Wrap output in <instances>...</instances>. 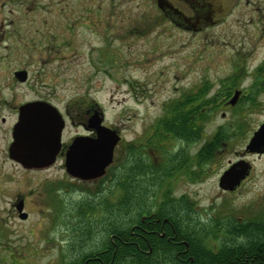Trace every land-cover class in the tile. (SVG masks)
<instances>
[{
    "label": "flooded vegetation",
    "instance_id": "1",
    "mask_svg": "<svg viewBox=\"0 0 264 264\" xmlns=\"http://www.w3.org/2000/svg\"><path fill=\"white\" fill-rule=\"evenodd\" d=\"M149 1L155 7V15L130 12L121 25H113L112 11L96 17V11L92 9L85 8L82 14L75 9L72 12H76L77 16L67 19L62 8L57 9V27L62 31L59 34L63 38L61 46L54 47V53L59 55L64 48L75 47L73 44L78 38H72L70 33L76 32L80 26L89 27L92 33L102 37V49L107 50L116 39H125V35L142 39L160 26L169 31L200 35L206 43L214 44L219 31H231L233 26H240L246 32H252L248 38L255 39L250 57H227L217 63L221 66L220 72H204L198 83L179 89L176 96H171L163 104V114L132 138H127L122 129L106 120L104 107L97 100L76 98L63 105L58 104L54 99L58 96V89L51 82L48 83L53 85L51 90L19 102H16L14 89H0V264H11L12 255H25V251L31 255H47L54 233L65 239L64 245L57 244L55 240L57 264H111L109 170L116 162L117 147L120 145V166L125 183L129 181L132 152L136 153L135 205L139 216L131 226V237L125 238V246L130 248L125 251L126 255L136 256L137 260L139 257L142 260L143 256L156 255L154 248L157 242L163 240L168 243V249L161 248L160 253L165 254L166 251L169 257L159 264H194L190 246H197V241H200L197 250L219 253L225 242L240 236L231 234L229 230L236 232L240 228L239 223L248 224L249 219H222L210 214L204 217L199 201L189 191L178 192L176 188H190L191 183L207 179L220 163L219 153L223 155L227 149H231L235 158H229L220 169L216 175V185L219 196L235 195L254 169L253 161L246 156L257 155L264 161V153L247 149L250 139L242 151L243 155L234 150L240 125L238 114L264 108V50L262 55L253 56L264 39V0ZM106 54L111 57L109 51ZM18 70H25L27 79H18L15 75ZM60 71H47L44 78L58 79L57 76L62 75ZM51 74L53 76H49ZM14 79L30 85L29 73L24 68L14 71ZM34 100L54 105L61 114L64 127L54 162L42 167H25L11 156L10 149L13 131L19 120V108ZM95 116L102 118L103 126L117 129L121 139L106 173L99 178L84 180L69 173L67 153L76 137H97L95 121H92ZM218 117L224 119L222 124L216 121ZM69 127L73 131H69ZM241 160L251 165L249 173L236 186L224 187L221 184L223 175ZM19 172L23 177L22 184L11 185L12 177ZM127 192L128 188L122 190L123 198L127 197ZM220 223L222 229L217 233L211 230L206 232L209 225ZM195 224L200 228L204 226L205 232L191 233L190 227ZM16 225L20 231L17 236H23L21 230L30 236L39 235L38 240H43V248L21 244L17 248L11 245ZM21 226L23 228L20 229ZM182 228L189 229V232H182ZM182 244L184 249L174 250L172 247Z\"/></svg>",
    "mask_w": 264,
    "mask_h": 264
},
{
    "label": "rangeland",
    "instance_id": "2",
    "mask_svg": "<svg viewBox=\"0 0 264 264\" xmlns=\"http://www.w3.org/2000/svg\"><path fill=\"white\" fill-rule=\"evenodd\" d=\"M59 8H62L67 19L77 16L76 12H72L75 9L79 14L85 8L92 9L96 11V17L112 11L113 25L123 24L122 21L130 12L155 15V7L149 0H0V89H14L16 102H19L51 90L53 85L48 84L51 82L58 89V96L54 98L58 104L63 105L76 98L97 100L104 107L106 120L122 129L127 138L136 136L163 114V104L171 96H176L179 89L198 83L204 72H220L221 66L217 63L223 59L231 56L250 57L255 42L254 38H248L252 32H246L240 26H233L231 31H219L215 44L206 43L200 35L169 31L160 26L142 39H132L126 35L123 37L125 39H116L107 50L102 49V37L92 33L89 27L80 26L76 32L70 33L72 38H78L73 44L75 47L64 48L58 55L54 53V47L61 46L63 38L59 34L62 31L57 27L56 10ZM262 45L264 39L258 44L253 56L262 55ZM106 51H109L110 58ZM23 68L29 73V86L14 79V71ZM60 69L62 75L57 76L58 79L44 78L47 71L55 73ZM238 116L240 125L234 150L243 155L242 151L250 136L264 120V108L239 113ZM216 121L222 124L224 119L218 117ZM69 131H73L72 127H69ZM231 153V149H227L223 155L219 153L220 163L207 179L191 183L190 188L176 190L189 191L201 204L204 217L210 214L221 216L222 219H264L262 157L246 156L253 161L254 169L235 195L221 197L217 193L216 175L229 158H235ZM121 157L120 145L117 147L115 164L120 162ZM22 179V174L16 173L11 185L22 184ZM17 228L19 226L16 225L11 245L17 248L20 244L43 248V240H38L39 235L30 236L21 230L23 236L20 237L17 236L20 233ZM61 238L58 233L51 236L47 255H31L25 251V255H12L11 264H57L54 245L56 242L64 245L65 239Z\"/></svg>",
    "mask_w": 264,
    "mask_h": 264
},
{
    "label": "water",
    "instance_id": "3",
    "mask_svg": "<svg viewBox=\"0 0 264 264\" xmlns=\"http://www.w3.org/2000/svg\"><path fill=\"white\" fill-rule=\"evenodd\" d=\"M15 75L27 79L25 70ZM97 137H76L67 153L66 166L69 173L89 180L103 176L113 163L115 147L121 139L115 128L103 126L102 118L95 116ZM64 121L56 107L42 100L24 103L19 108V120L13 131L11 156L25 167H42L54 162L61 145ZM252 152L264 153V121L254 132L247 145ZM251 165L241 160L228 169L221 179L224 187H233L249 173Z\"/></svg>",
    "mask_w": 264,
    "mask_h": 264
},
{
    "label": "trees",
    "instance_id": "4",
    "mask_svg": "<svg viewBox=\"0 0 264 264\" xmlns=\"http://www.w3.org/2000/svg\"><path fill=\"white\" fill-rule=\"evenodd\" d=\"M133 163L129 166L128 178L129 181L125 183L123 172L121 170L120 162L113 164L110 167L111 175V188L110 193L116 195L112 197L109 203L110 213V248H111V264H159L161 260L168 259V253L161 254L160 250L168 249L166 241L157 242L155 246L156 255L143 256L142 260L136 256L126 255L125 251L129 250L128 246H125V238L131 237V226L136 222L139 212L137 211L136 202V190L137 186L134 181L136 175V153L132 152ZM128 188L126 198L122 197V190ZM222 224H213L208 226L207 233L211 230L213 233H217L222 229ZM239 230L234 232L229 230L231 234H238V238H231L225 242V245L219 253H210L207 251L197 250L200 247V241H197V246H190V251L194 257V264H264V219L260 220H248V224L239 223ZM188 227V226H187ZM199 227V225H191L190 230L193 234L205 232V228ZM182 232H189L185 229H180ZM180 231V232H181ZM244 235V236H243ZM198 239V238H197ZM167 243V244H166ZM174 250L184 249V244L172 246ZM115 252V253H114Z\"/></svg>",
    "mask_w": 264,
    "mask_h": 264
}]
</instances>
